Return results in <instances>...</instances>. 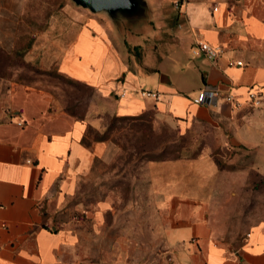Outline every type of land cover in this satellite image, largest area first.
I'll return each mask as SVG.
<instances>
[{"label":"crops","instance_id":"obj_1","mask_svg":"<svg viewBox=\"0 0 264 264\" xmlns=\"http://www.w3.org/2000/svg\"><path fill=\"white\" fill-rule=\"evenodd\" d=\"M25 3L0 0L1 54L17 46ZM178 9L184 22L161 24L169 36L167 48L153 52L155 60L147 55L141 69L129 68L109 22L108 28L95 20L82 25L77 18L61 54L60 73L96 88L102 97L113 94L118 116L152 110L156 119L182 129H214L225 140L232 132L231 142L264 160V0H185ZM196 40L221 46L223 52L215 60L195 55ZM205 86L230 92L240 107L221 98L194 103ZM139 89L159 96L143 98ZM249 90L258 92L261 106L248 104ZM53 107L51 98L38 91L16 85L3 92L0 76V264H142L115 260L112 243L98 247L97 231L43 225L44 212L60 207L73 179L109 150L107 141L89 147L81 141L87 125H99L49 112ZM158 163L165 170L185 168L183 162ZM177 190L170 183L159 194L158 204L165 208L159 221L161 264H264V224L252 226L238 245H228L214 237L206 205L193 193Z\"/></svg>","mask_w":264,"mask_h":264},{"label":"rangeland","instance_id":"obj_2","mask_svg":"<svg viewBox=\"0 0 264 264\" xmlns=\"http://www.w3.org/2000/svg\"><path fill=\"white\" fill-rule=\"evenodd\" d=\"M184 1L147 0L150 10L143 24L134 32L121 30L120 47L129 68L141 69L147 55L155 60L153 52L166 50L169 36L160 26L184 22L176 14ZM77 18L82 25L109 22L104 14L71 0H26L17 46L11 54L0 55L2 88L4 92L18 85L41 92L54 103L49 112L92 121L105 132L115 114V96L102 97L96 88L59 71ZM105 137L107 156L73 179L60 207L44 212L45 227L97 231L98 247L112 243L115 260L161 264L159 221L165 208L158 199L170 183L178 193H193L206 205L213 235L221 242L236 246L252 226L264 224V160L251 148L231 142L232 132L225 140L214 129H182L150 111L138 120H114ZM160 161L183 162L185 168L165 170Z\"/></svg>","mask_w":264,"mask_h":264},{"label":"water","instance_id":"obj_3","mask_svg":"<svg viewBox=\"0 0 264 264\" xmlns=\"http://www.w3.org/2000/svg\"><path fill=\"white\" fill-rule=\"evenodd\" d=\"M76 6L88 9L92 13H102L108 19L114 32L121 41V30H137L145 21L149 12L147 0H71ZM146 31H148L146 29ZM134 41L141 38L131 37ZM122 42V41H121Z\"/></svg>","mask_w":264,"mask_h":264},{"label":"built area","instance_id":"obj_4","mask_svg":"<svg viewBox=\"0 0 264 264\" xmlns=\"http://www.w3.org/2000/svg\"><path fill=\"white\" fill-rule=\"evenodd\" d=\"M217 7H214L213 10H216ZM192 53L195 55H203L210 60H215L218 58L223 50L221 46H212L205 41L196 40L194 45L191 47ZM236 65L241 66L242 62L237 61ZM138 94L143 98H152L157 99L158 93L152 90L139 89ZM221 98L225 102L229 103L235 108L240 107V102L235 99V97L227 91H222L218 87H203L198 94L192 98V101L196 104H214ZM247 102L252 107L261 106L262 98L256 91L249 90L247 94ZM20 124V123H19Z\"/></svg>","mask_w":264,"mask_h":264},{"label":"trees","instance_id":"obj_5","mask_svg":"<svg viewBox=\"0 0 264 264\" xmlns=\"http://www.w3.org/2000/svg\"><path fill=\"white\" fill-rule=\"evenodd\" d=\"M0 55H1V53H0ZM148 112H150V110L145 111L142 114L134 115V116H118V115L114 114L112 116L113 117L112 123L104 131L106 132L107 130L111 129V127L114 123V120H120V121H122V120H138L142 116H144V114H146ZM71 116H73V115H71ZM105 132H102L101 130L96 129V128L92 127L91 125H87L81 141L87 147H89L93 142L107 141V138L105 137Z\"/></svg>","mask_w":264,"mask_h":264}]
</instances>
